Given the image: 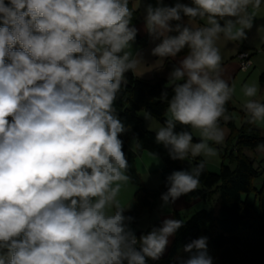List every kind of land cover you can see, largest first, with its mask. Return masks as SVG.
<instances>
[{"label": "clouds", "instance_id": "9594fccd", "mask_svg": "<svg viewBox=\"0 0 264 264\" xmlns=\"http://www.w3.org/2000/svg\"><path fill=\"white\" fill-rule=\"evenodd\" d=\"M262 9L264 0H142L139 8L130 0H0V264L160 261L185 221L165 216L137 235L134 203L120 199L133 182L122 139L132 127L115 103L129 74L140 79L171 63L155 143L187 167L166 176L163 215L200 188L226 144L237 89L218 41L264 50ZM248 56L239 55L244 68ZM260 90L254 80L240 92L244 123L264 133ZM142 117L150 130L152 112ZM131 141L140 148L136 134ZM254 151L264 157V137ZM215 259L201 235L171 264Z\"/></svg>", "mask_w": 264, "mask_h": 264}, {"label": "trees", "instance_id": "16d2710c", "mask_svg": "<svg viewBox=\"0 0 264 264\" xmlns=\"http://www.w3.org/2000/svg\"><path fill=\"white\" fill-rule=\"evenodd\" d=\"M137 41H141L139 36ZM164 66L169 70L171 63L165 62ZM259 81L264 83V74L260 75ZM166 83V77L147 82L129 74V85L123 89L115 103L117 112L126 117L125 123L132 127V132L122 137L130 164L129 174L133 177L131 184H137L134 168L136 154L142 151L150 155L158 152L165 161V167L159 170L160 186L157 196L166 191V176L173 170H180L181 162H174L166 156L162 146L155 143V134L144 129L138 112L151 111L154 119L162 125L165 105L159 102V95ZM227 106L231 110L230 103ZM227 127L235 130L234 122L228 123ZM250 127L244 123L237 133V156L234 157L233 167L222 163L219 171L215 173L206 168L200 178V188L183 197L200 199L211 206L216 196L214 208L210 207L209 211L201 210L192 215L185 222V227L173 238L166 256L160 261H149V264H171V259L178 252H182L183 244L201 235L209 238V250L216 258L215 264H264V170L253 167L255 160L243 153L245 150L254 152L256 144L264 136L255 128L249 130ZM133 134L139 137L140 148H136V154L129 152L127 148ZM196 162L198 161L193 163ZM258 178H262V185L257 190L253 187V181ZM250 193L254 194L253 202L248 200ZM145 202L141 190L138 189L134 196V211L129 214L136 217ZM173 217L180 219L177 212L173 213Z\"/></svg>", "mask_w": 264, "mask_h": 264}, {"label": "rangeland", "instance_id": "374dc122", "mask_svg": "<svg viewBox=\"0 0 264 264\" xmlns=\"http://www.w3.org/2000/svg\"><path fill=\"white\" fill-rule=\"evenodd\" d=\"M141 2L142 0H130V7H133L135 5L136 7L139 8ZM261 15H264V9H262ZM257 23L258 24L264 23V20H257ZM139 37L141 41H137V43L138 45L144 48L146 61L147 63L151 64L155 59L154 57H151L148 54V51L152 45L149 44L146 36L143 33H141ZM218 46L220 47L221 55L223 57V62L225 66L224 68L225 78H230V82L234 84L237 89L236 96L233 98L232 101L229 102L231 107L230 111H232L235 114L236 119L233 121L235 130H231L227 127V125H225V128L228 132L226 144L223 146V150L221 151L220 155L217 158H212L208 163L207 170L211 173L218 172L220 165L222 163L233 167L234 157L237 156V151L235 150L237 133L240 131L245 120V114L242 111L243 97H242V93L240 92V89L243 83L252 82L254 80L259 81L260 75L264 74V50L258 52L255 46L250 45L247 42L241 46V45H236L234 43L226 42L223 39L218 41ZM244 51H248L252 60V67H250L249 71L245 73L240 72L238 70V67L236 69V66H234L237 63V61L236 62L234 61V57L237 56L239 52H244ZM232 61L234 65L232 64ZM164 65L165 63L163 65L155 67L153 73L147 74L143 78H140L139 80L152 82L156 80L157 77H166V73L168 70L165 68ZM259 83L261 90L258 93L257 99L264 100V83H261L260 81ZM140 113L141 115H143L144 112L139 111L138 115ZM142 121H143L144 129L154 134L155 131L161 126V124L158 121L153 119L151 121V129L149 130V128L147 127V122L144 121L143 119ZM261 135L264 136V133L261 132ZM130 143L133 144L132 151L130 152L136 154L137 149L134 147L135 142L131 141V139H129L127 143V148L129 149ZM243 153L251 160L253 159L255 160L254 164L257 165L256 167H258L261 170H264V157H261L255 151L250 152L245 150ZM164 167H165V161L162 157H160V160H158L146 151H142L136 154L135 156L134 168L137 178V184L136 185L129 184V186L126 189H123L120 199L124 205H127L128 203H134V196L137 190L139 189L142 192L143 199L146 202L136 216L137 222L133 225L134 228H137V235L140 234L141 230L147 229L149 225H158L160 220H162L165 216L173 217L174 212H177L180 216V219L186 222L195 213L201 210L209 211L210 207L214 208L216 196H214L211 206L205 204L200 199L191 200L181 197L176 202V204L173 205V207H169L165 209L164 214L160 215L158 210V205L160 201H159V196L156 195V192L160 186L159 170L163 169ZM186 167H187L186 162L181 163L180 165L181 169ZM149 168H150V177L148 172ZM261 185H262V178L255 179L253 181V187L256 188L257 190L260 189ZM248 200L249 202L254 201L253 193L249 194ZM133 211H134V206L131 212ZM171 245L172 243L169 245L164 256H166V254L168 253ZM150 262H155V261L150 260Z\"/></svg>", "mask_w": 264, "mask_h": 264}, {"label": "built area", "instance_id": "2783aa9c", "mask_svg": "<svg viewBox=\"0 0 264 264\" xmlns=\"http://www.w3.org/2000/svg\"><path fill=\"white\" fill-rule=\"evenodd\" d=\"M240 53L241 52H239L238 54H237V56H236V61H237V67H238V70L240 71V72H248L249 71V69H250V67L249 68H244L242 65L244 64V63H246V61H241L240 59H239V55H240ZM248 59H250L251 60V56L249 55L248 56Z\"/></svg>", "mask_w": 264, "mask_h": 264}, {"label": "crops", "instance_id": "0c3cea01", "mask_svg": "<svg viewBox=\"0 0 264 264\" xmlns=\"http://www.w3.org/2000/svg\"><path fill=\"white\" fill-rule=\"evenodd\" d=\"M236 57V56H235ZM234 57V61L236 62V58ZM232 64H233V61H232ZM234 65V64H233ZM234 66H236V69H237V63H236V65H234ZM147 75V74H146ZM157 78H164V77H157ZM156 78V79H157ZM143 115H141V113L139 114V117H140V119L142 120L143 119V117H142ZM144 120V119H143ZM145 121V120H144Z\"/></svg>", "mask_w": 264, "mask_h": 264}]
</instances>
